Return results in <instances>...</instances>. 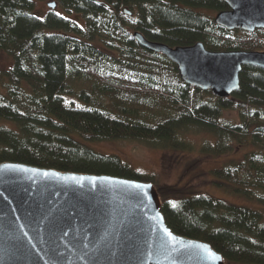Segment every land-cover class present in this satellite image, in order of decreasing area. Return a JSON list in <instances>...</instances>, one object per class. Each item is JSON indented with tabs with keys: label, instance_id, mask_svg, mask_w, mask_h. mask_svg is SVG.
I'll use <instances>...</instances> for the list:
<instances>
[{
	"label": "trees",
	"instance_id": "16d2710c",
	"mask_svg": "<svg viewBox=\"0 0 264 264\" xmlns=\"http://www.w3.org/2000/svg\"><path fill=\"white\" fill-rule=\"evenodd\" d=\"M39 1L46 0H0V54L14 58L0 71V164L154 183L88 143L190 151L187 137L203 130L215 139L206 154H230L233 142L248 151L213 172L218 187L230 184L264 207V70L244 67L240 90L216 99L184 84L174 64L134 37L172 48L263 52L264 31L218 27L205 13L228 11L221 0H55L84 26L55 12L42 18ZM224 111L238 112L240 123H222ZM162 213L175 234L208 243L226 263L264 264L262 210L196 196L163 202Z\"/></svg>",
	"mask_w": 264,
	"mask_h": 264
},
{
	"label": "water",
	"instance_id": "95a60500",
	"mask_svg": "<svg viewBox=\"0 0 264 264\" xmlns=\"http://www.w3.org/2000/svg\"><path fill=\"white\" fill-rule=\"evenodd\" d=\"M221 1L229 10L217 14L218 27L264 31V0ZM134 37L174 64L184 84L216 99L240 90L244 67L264 70V52L172 48ZM162 208L153 183L2 163L0 264H226L208 243L175 234Z\"/></svg>",
	"mask_w": 264,
	"mask_h": 264
},
{
	"label": "rangeland",
	"instance_id": "374dc122",
	"mask_svg": "<svg viewBox=\"0 0 264 264\" xmlns=\"http://www.w3.org/2000/svg\"><path fill=\"white\" fill-rule=\"evenodd\" d=\"M50 4H57L56 9L49 8ZM36 10L42 18L55 12L58 15L67 17L55 0L39 1ZM208 17L215 19V12H206ZM71 19L84 26V19L77 14L69 15ZM243 33V32H242ZM252 52V51H249ZM264 52V51H263ZM12 55L0 54V71L4 72L13 66ZM224 124H239L240 115L236 111H224L221 118ZM188 142L193 147L190 151L161 149L147 145L142 142L115 141V142H93L88 145L102 155H115L128 165L135 172L151 176L154 185L160 190L163 202L178 203L183 198L196 196H206L223 200L236 206L248 207L257 211L264 207H259L257 203L250 202L244 196L234 193L231 185L218 187L213 172L226 165L239 162L244 159L248 152L231 143L232 152L220 157L206 154L204 148L209 144H215V139L203 130L194 129L187 137ZM233 264V263H226Z\"/></svg>",
	"mask_w": 264,
	"mask_h": 264
},
{
	"label": "snow or ice",
	"instance_id": "6c2138e0",
	"mask_svg": "<svg viewBox=\"0 0 264 264\" xmlns=\"http://www.w3.org/2000/svg\"><path fill=\"white\" fill-rule=\"evenodd\" d=\"M173 207H175V204H173ZM211 254V253H210Z\"/></svg>",
	"mask_w": 264,
	"mask_h": 264
}]
</instances>
